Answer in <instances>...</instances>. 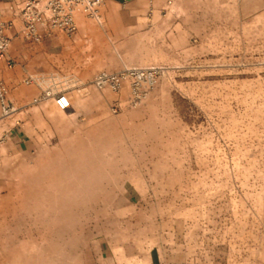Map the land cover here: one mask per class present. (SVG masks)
<instances>
[{
  "label": "rangeland",
  "instance_id": "obj_1",
  "mask_svg": "<svg viewBox=\"0 0 264 264\" xmlns=\"http://www.w3.org/2000/svg\"><path fill=\"white\" fill-rule=\"evenodd\" d=\"M131 36L106 40L97 73L158 68L138 104L68 75L69 111L0 107V264H88L100 239L264 264V0H162Z\"/></svg>",
  "mask_w": 264,
  "mask_h": 264
},
{
  "label": "crops",
  "instance_id": "obj_2",
  "mask_svg": "<svg viewBox=\"0 0 264 264\" xmlns=\"http://www.w3.org/2000/svg\"><path fill=\"white\" fill-rule=\"evenodd\" d=\"M25 1L0 0V19L7 22L6 33L11 38L6 59L0 62V81L9 89L11 104L19 107L37 101L39 88L35 84L24 83L30 74L45 78L76 75L81 84L91 86L90 81L98 71L97 54L109 53L106 40L132 37L131 32L141 30L149 8L161 6L162 3V0H102L101 24L77 14L74 33L54 31L38 42H29L21 32L20 9ZM46 105L55 107L53 102ZM24 133L13 125L9 127L6 137L22 142ZM121 248L114 251L107 240H97L93 243L95 255L87 263L169 264L168 261L156 260V255L140 258L132 243L123 244Z\"/></svg>",
  "mask_w": 264,
  "mask_h": 264
},
{
  "label": "built area",
  "instance_id": "obj_3",
  "mask_svg": "<svg viewBox=\"0 0 264 264\" xmlns=\"http://www.w3.org/2000/svg\"><path fill=\"white\" fill-rule=\"evenodd\" d=\"M101 4L102 0H26L20 9L21 32L29 42H38L43 36L54 31L72 34L77 29L75 20L77 14H82L95 23L101 24L103 22ZM7 28V22L0 19V62L6 59L10 46L11 38L6 33ZM159 72L156 67L141 68L124 65L116 71L103 70L96 73L92 84L97 89L109 87L114 92H119L124 84H128L129 94L126 102L128 105H136L145 97ZM24 83L35 84L39 88L37 101L52 99L56 107L62 111L71 107L69 96L61 87L58 77L45 78L30 74L24 79ZM8 94V87L0 81L2 115H7L14 110ZM112 110L116 112L117 106H114Z\"/></svg>",
  "mask_w": 264,
  "mask_h": 264
}]
</instances>
